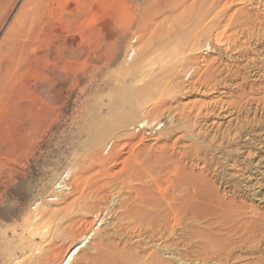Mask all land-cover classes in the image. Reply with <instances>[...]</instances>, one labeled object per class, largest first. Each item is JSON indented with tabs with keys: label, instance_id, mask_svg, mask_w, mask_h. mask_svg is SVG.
<instances>
[{
	"label": "rangeland",
	"instance_id": "rangeland-1",
	"mask_svg": "<svg viewBox=\"0 0 264 264\" xmlns=\"http://www.w3.org/2000/svg\"><path fill=\"white\" fill-rule=\"evenodd\" d=\"M176 1L0 0V264H60L80 245L68 264H100L119 240L110 264H264V36L215 45ZM242 1L235 14L264 22V0ZM133 157L164 186L178 168L199 178L232 219L150 245L120 235L112 177Z\"/></svg>",
	"mask_w": 264,
	"mask_h": 264
},
{
	"label": "bare ground",
	"instance_id": "bare-ground-1",
	"mask_svg": "<svg viewBox=\"0 0 264 264\" xmlns=\"http://www.w3.org/2000/svg\"><path fill=\"white\" fill-rule=\"evenodd\" d=\"M236 1L238 0H191L190 4L185 6L183 11L180 9L182 12L179 13L178 18H180V20L183 19V17L185 18L182 14L186 12V14H189V24L193 27L202 25L203 29H212L214 32L210 35V41L211 43H215V45H221V43L226 42L228 43L227 46H229V44L242 46V44L246 43L244 39L246 36L258 37L257 40L260 41L264 36V22L259 21L256 14L251 10L244 12L242 9H239L241 12L235 14L233 12L235 9H232V4ZM244 2H247V4L256 3L252 0H244ZM227 4L228 7L224 8ZM176 5L178 6H176L177 10H179L178 8L183 5V0H177ZM23 23L24 22H20V26L24 25ZM17 31L18 30H14L12 35L15 36L18 33ZM246 46L244 48H247ZM240 48L241 47H239V50ZM246 54L247 53H245L244 56L247 58ZM215 75L213 74V76ZM212 79L214 78L212 77ZM141 127H143V123ZM131 161L132 163L128 161L125 163V170H127V172L124 170V172L118 173V175L116 174L112 177L113 190H118L117 193L119 194V211L117 212V220L114 222V225L118 228L117 231L120 235L133 233L136 235V238L138 236L146 240V244L150 245L163 236H171L177 232V226L187 220H205L208 224H211L217 218V220L221 218L223 221H226V219L230 220L231 215H229L230 218H226L227 209L224 208L226 206L225 203L222 205H220L221 203L214 205L213 203L216 204L217 200L214 202L215 198L209 195L212 190H209L207 185L199 178H195L183 169L178 168L173 171V174L171 173L172 176L169 178V182L164 186L162 184L164 181V174L160 172L155 173V168L144 167L142 160H139L137 157H133ZM178 164L179 163H176V166ZM199 176L201 177V174ZM106 183L109 182H105V184ZM103 186L95 189L92 194L90 193L88 197L89 201L106 197L102 194V191L105 189ZM228 208H230V205ZM221 222L222 221H220V223ZM185 226L190 229V231L194 229L190 223H186ZM223 230V234L227 237L238 234L244 237L242 243L245 244L252 242L254 238H256L255 233L247 226L243 229L234 226V228L230 227ZM215 232H219V229H215ZM212 238L213 237H210L211 241L207 245H211L213 249L211 251L214 256L227 257L228 252L225 247L217 246L215 242L218 241L219 238L215 237L216 239L214 240ZM220 240L225 243L224 245H230L225 237ZM100 244L102 245L101 242ZM121 244L122 242L119 240L112 250L111 258H108L100 264H110ZM80 247L81 245L67 254L60 264H68ZM143 247L145 246L143 245ZM107 252L109 253V251ZM136 262L137 264H151L152 261L150 258H147L143 260L142 263H140L141 261ZM131 264H133V260Z\"/></svg>",
	"mask_w": 264,
	"mask_h": 264
}]
</instances>
